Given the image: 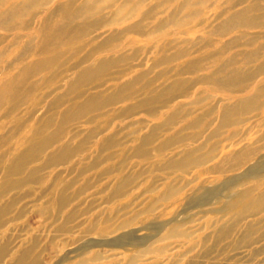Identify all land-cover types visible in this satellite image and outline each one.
<instances>
[{
    "label": "rangeland",
    "instance_id": "1",
    "mask_svg": "<svg viewBox=\"0 0 264 264\" xmlns=\"http://www.w3.org/2000/svg\"><path fill=\"white\" fill-rule=\"evenodd\" d=\"M13 3L0 264H264V0Z\"/></svg>",
    "mask_w": 264,
    "mask_h": 264
},
{
    "label": "bare ground",
    "instance_id": "2",
    "mask_svg": "<svg viewBox=\"0 0 264 264\" xmlns=\"http://www.w3.org/2000/svg\"><path fill=\"white\" fill-rule=\"evenodd\" d=\"M4 1L5 0H0V6L4 5L3 4ZM32 1H38V3H41V2L45 3L48 0H32ZM8 4H11V3H8ZM61 5H65V4L61 3V4H58L57 6H54V8L51 9V12L57 11V8H59ZM22 7H23L22 5L13 3L7 10L0 12V22H6V16L16 13V11H18L19 8H22ZM257 8H258V5L254 1H251L247 3L244 6V8L242 7L241 9L237 11L229 12L228 16L222 21L221 25L223 24L226 27L233 26L235 24L236 17L245 18V21L247 23L254 24L255 23L254 18L256 16L254 14H256Z\"/></svg>",
    "mask_w": 264,
    "mask_h": 264
}]
</instances>
